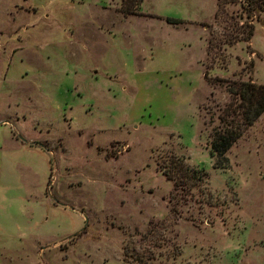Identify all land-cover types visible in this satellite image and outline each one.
Returning <instances> with one entry per match:
<instances>
[{
    "label": "rangeland",
    "instance_id": "374dc122",
    "mask_svg": "<svg viewBox=\"0 0 264 264\" xmlns=\"http://www.w3.org/2000/svg\"><path fill=\"white\" fill-rule=\"evenodd\" d=\"M126 1L0 0V264H264V114L208 146L209 82L264 86V9Z\"/></svg>",
    "mask_w": 264,
    "mask_h": 264
},
{
    "label": "trees",
    "instance_id": "16d2710c",
    "mask_svg": "<svg viewBox=\"0 0 264 264\" xmlns=\"http://www.w3.org/2000/svg\"><path fill=\"white\" fill-rule=\"evenodd\" d=\"M249 10H263L264 0H246ZM127 7V5H129ZM134 1L127 0L125 8L127 14L132 13ZM224 10L222 0L218 3L216 19H219ZM170 24L181 23L180 20L168 18ZM254 36L253 28L245 32L232 34L228 42L233 45L240 41L249 42ZM212 86H224L230 97V102L219 116L220 128L214 129L211 134L209 149L211 156L216 160V167L222 168L226 162L225 155L241 139L243 134L255 125L257 120L264 114V86L256 85L253 82L229 81L227 79L215 78L209 82ZM219 86V87H221ZM172 172L167 171L166 175L172 179L176 187H182L184 191H189L198 182L196 174L190 171L186 165L178 160H174Z\"/></svg>",
    "mask_w": 264,
    "mask_h": 264
}]
</instances>
